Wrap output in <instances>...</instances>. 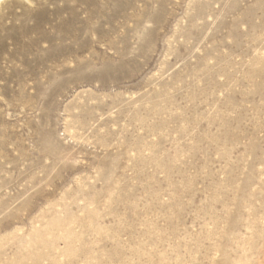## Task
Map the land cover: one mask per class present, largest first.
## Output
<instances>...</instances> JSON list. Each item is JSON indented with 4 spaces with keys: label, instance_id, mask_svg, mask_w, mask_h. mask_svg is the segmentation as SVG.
<instances>
[{
    "label": "rangeland",
    "instance_id": "1",
    "mask_svg": "<svg viewBox=\"0 0 264 264\" xmlns=\"http://www.w3.org/2000/svg\"><path fill=\"white\" fill-rule=\"evenodd\" d=\"M0 264H264V0H3Z\"/></svg>",
    "mask_w": 264,
    "mask_h": 264
},
{
    "label": "bare ground",
    "instance_id": "2",
    "mask_svg": "<svg viewBox=\"0 0 264 264\" xmlns=\"http://www.w3.org/2000/svg\"><path fill=\"white\" fill-rule=\"evenodd\" d=\"M21 1H22V0H21ZM23 1L25 2V1H29V0H23ZM1 2H3V0H0V3H1ZM70 11H71V10H70ZM70 16H71V15H70ZM73 17H74V16H73ZM75 17H77V16H75ZM70 18H71V17H70ZM72 20H73V19H72ZM70 21H71V20H70ZM73 21H74V20H73ZM73 21H72V22H73ZM75 23H76V22H75ZM75 23H74V24H75ZM70 26H71V24H70ZM71 31H72V30H71ZM73 31H74V30H73ZM75 31H76V30H75ZM74 33H75V32H74ZM75 34H76V33H75ZM82 36H83V35H82ZM82 41H83V40H82Z\"/></svg>",
    "mask_w": 264,
    "mask_h": 264
}]
</instances>
